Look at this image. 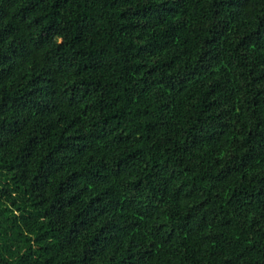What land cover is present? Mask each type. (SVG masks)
Masks as SVG:
<instances>
[{"label":"trees","instance_id":"16d2710c","mask_svg":"<svg viewBox=\"0 0 264 264\" xmlns=\"http://www.w3.org/2000/svg\"><path fill=\"white\" fill-rule=\"evenodd\" d=\"M0 264H264V0H0Z\"/></svg>","mask_w":264,"mask_h":264}]
</instances>
